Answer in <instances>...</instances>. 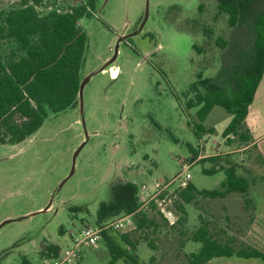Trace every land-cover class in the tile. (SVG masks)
<instances>
[{"label": "rangeland", "instance_id": "obj_1", "mask_svg": "<svg viewBox=\"0 0 264 264\" xmlns=\"http://www.w3.org/2000/svg\"><path fill=\"white\" fill-rule=\"evenodd\" d=\"M14 1L0 0V9ZM81 1L44 0L45 5L38 7L46 10L48 4L66 7ZM93 3L91 15L79 19L88 36L80 76L90 75L82 91L84 124L78 102L50 112L23 140L0 143V264H23L24 258L28 264H43L40 250L49 243L71 245V236L79 227L92 222L99 202L110 199L113 183L132 180L140 187L170 179L182 170V158H196H190L189 145L204 154L187 169L198 189L220 187L224 171H204L211 163L201 159L219 153V162L226 157L234 160L237 171L248 178L246 193L198 196L187 202L182 224L171 229L161 221L157 231H150L155 248L140 231H132L133 226L124 230L135 237V247H128L129 252L138 264H186L185 252L200 245L187 237L198 225L200 212L211 220L218 238L229 237L235 247L245 242L264 251L262 136L251 146L237 140L228 144L222 130L231 114L223 106L214 104L200 120L199 105L186 103L195 95L188 88L200 70L202 77L228 88L229 68L238 62L237 46L248 26H230L216 0ZM146 3V19L133 33ZM218 35L226 40L224 46L215 43ZM111 66L118 69L115 76L110 74ZM250 109L264 122V76ZM197 123L213 131L197 136L192 128ZM244 196L249 198L245 208ZM253 215L259 231L248 241L245 233ZM74 264L128 263L123 258L112 259L101 238L93 245H81ZM201 264L264 262L232 254L213 256Z\"/></svg>", "mask_w": 264, "mask_h": 264}, {"label": "trees", "instance_id": "obj_2", "mask_svg": "<svg viewBox=\"0 0 264 264\" xmlns=\"http://www.w3.org/2000/svg\"><path fill=\"white\" fill-rule=\"evenodd\" d=\"M39 5L44 6V0H16L0 9V143L23 140L41 126L50 112L62 111L78 103L80 69L88 39L79 19L91 15L93 0L66 7L52 3L46 5V10H41ZM216 5L219 12L227 15L230 26L246 24L248 30L237 46L238 62L229 68L228 88L202 77L200 70L197 80L188 88L195 90V95L186 103L187 106L199 105L197 115L200 120L214 104L223 106L231 114L222 130L223 137L228 144L237 140L238 144L246 146L252 136L245 117L264 72V0H216ZM215 43L224 46L226 40L218 35ZM194 47L200 49L196 43ZM199 84L203 89L198 88ZM192 128L197 136L213 131V127H204L202 123L194 124ZM189 149L190 158L199 155L194 146L189 145ZM221 158L219 153L201 158L211 163L210 167L203 168L204 171L219 168L224 171L220 187L198 189L188 180L185 186L176 190L170 205L177 215L173 223L153 200L148 208H139V187L132 180L111 185L110 199L99 202L92 222L100 223L134 211L132 231H140L147 244L155 248L150 231H157L161 221L171 229L182 224L187 202L198 196L223 198L232 192L246 193L249 180L237 171V162L227 157L225 162H219ZM243 200L245 208L249 198L244 196ZM198 217V225L187 237L200 245L196 250L185 252L186 264H201L213 256L232 254L244 258L258 257L264 262V251L245 242L235 247L229 237L223 240L213 233L208 217L201 212ZM129 233L130 230H104L102 239L112 259L123 258L128 264H138L129 252L128 247H135V237H129ZM120 241L126 245L122 246ZM60 247L57 243H49L40 252L43 255L56 254ZM23 264H28L25 258Z\"/></svg>", "mask_w": 264, "mask_h": 264}, {"label": "built area", "instance_id": "obj_3", "mask_svg": "<svg viewBox=\"0 0 264 264\" xmlns=\"http://www.w3.org/2000/svg\"><path fill=\"white\" fill-rule=\"evenodd\" d=\"M198 156L195 158L197 159ZM194 159V160H195ZM194 160L181 159L182 170L167 180H157L151 186L142 183L139 187L141 193L139 208H148L153 200L164 213L170 223L177 219L171 202L176 196V190L188 182L191 174L187 169ZM176 184H173L176 182ZM134 211L121 213L110 217L100 223L87 222L83 224L72 238V244L60 247L56 254L44 255L43 264H74L77 250L81 245H93L102 238L104 230L124 231L134 226Z\"/></svg>", "mask_w": 264, "mask_h": 264}, {"label": "crops", "instance_id": "obj_4", "mask_svg": "<svg viewBox=\"0 0 264 264\" xmlns=\"http://www.w3.org/2000/svg\"><path fill=\"white\" fill-rule=\"evenodd\" d=\"M110 68H114L116 71V74H117V70H118L117 67L111 66ZM110 74H111V72H110ZM111 76H114V75L111 74ZM263 76H264V72H263V75H262V77L258 83V86H259ZM258 86H257V88H258ZM257 88H256V91H255V94H254V97H253L251 103L253 102L255 96L257 95ZM251 103L248 106V112H247V115L245 117V123H246L247 127L249 128L250 134L252 136V140L246 146L255 145L256 143H258V139L262 136L263 144L261 147V154L260 155H261V158L263 159V162H264V122H259L258 118L256 117V114L251 112V109H250ZM202 155H204V154H199L198 157H201ZM258 231H259L258 221H257V218L253 215L252 219L250 221V224L248 226V229L245 233V236L248 239V241L254 240V238H256V236H257Z\"/></svg>", "mask_w": 264, "mask_h": 264}, {"label": "water", "instance_id": "obj_5", "mask_svg": "<svg viewBox=\"0 0 264 264\" xmlns=\"http://www.w3.org/2000/svg\"><path fill=\"white\" fill-rule=\"evenodd\" d=\"M147 11H148V7H147V3H146L145 14H144L142 20L139 22L137 28L133 31V33L137 32L142 27V25H143V23H144V21L146 19V16H147ZM129 34H131V33H129ZM111 61H112V59H109L106 62V64L109 63V62H111ZM89 76L90 75H87L86 77L82 78L80 80L79 87H78V102H79V107H80L81 121H82L83 124H84V117H83V111H82V91H83V86H84L85 82L88 80ZM5 221H7V219L3 220L1 223L5 222Z\"/></svg>", "mask_w": 264, "mask_h": 264}, {"label": "bare ground", "instance_id": "obj_6", "mask_svg": "<svg viewBox=\"0 0 264 264\" xmlns=\"http://www.w3.org/2000/svg\"><path fill=\"white\" fill-rule=\"evenodd\" d=\"M111 73H112V75H115V74H116L115 69H112V70H111Z\"/></svg>", "mask_w": 264, "mask_h": 264}, {"label": "flooded vegetation", "instance_id": "obj_7", "mask_svg": "<svg viewBox=\"0 0 264 264\" xmlns=\"http://www.w3.org/2000/svg\"><path fill=\"white\" fill-rule=\"evenodd\" d=\"M109 66H110V65H109ZM112 69H114V68H110V72H111ZM111 74H112V73H111ZM115 75H116V74H115ZM115 75H114V76H115Z\"/></svg>", "mask_w": 264, "mask_h": 264}]
</instances>
